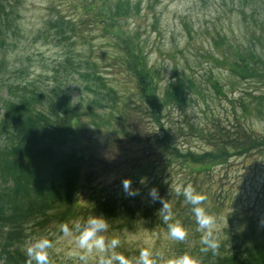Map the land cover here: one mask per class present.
<instances>
[{
    "label": "rangeland",
    "instance_id": "rangeland-1",
    "mask_svg": "<svg viewBox=\"0 0 264 264\" xmlns=\"http://www.w3.org/2000/svg\"><path fill=\"white\" fill-rule=\"evenodd\" d=\"M7 1L0 0V3L11 6L17 22L13 25V30L8 32L5 51L0 52V99L7 97L9 86H16L14 91H17V88L26 84L30 91L45 95L46 102L49 103H58L57 96L61 98L59 93L69 92L74 105L72 120L80 128L76 141L101 139L100 151L94 156L96 160H110L111 164L96 161L95 174L112 191L116 192L119 186L116 179L113 182L107 175H112V167L124 168L135 156L143 157V149L134 144V141L137 136L146 139L144 136L153 134L139 124L142 123L141 117L146 115L130 105L126 107L128 104L120 98L121 92L127 94L132 89L137 90L138 76L134 71L138 66L135 62L140 55L147 60L149 69H143L140 73L150 82L155 81L154 78L163 82L157 85L163 92L171 79L181 77L188 87L197 89L200 99L209 100L206 107V103L202 99L198 101L199 96L189 88L186 93L192 99L181 106L167 107L163 118L168 128L181 131L182 134L184 131L189 133L191 127L198 130L213 129L215 118L223 122L231 121L232 124L238 123L239 112L234 113L233 107L239 103L236 100L229 101L228 98L234 94L236 98L246 96L260 86L258 80L246 82L241 79L237 82L225 67L220 68L214 61L208 62L203 57L206 54L211 55L213 60H218L219 52L214 46L217 44L222 47L221 44L224 43L236 48L245 45L253 53L257 51L259 58L264 60V34L259 26L254 28L247 20H243L244 15L238 8L239 0H130V6L138 14L130 18L136 35L131 37L132 41L126 39L130 42L128 47L122 41L112 38L111 33L105 30L103 21L96 22L91 16L93 14L88 9L90 0ZM106 4L110 14L116 12L110 1ZM97 9L98 13L105 14L98 6ZM59 14L65 17L71 27L76 28L73 34L59 37L53 34L57 29L49 30L50 20ZM57 22L55 17L51 23ZM221 50L226 51L233 60V50ZM78 67H82L86 78L73 73ZM214 78L220 80L228 96H219L213 90L210 83ZM190 80L196 86L190 85ZM87 86L91 90H86ZM80 97L85 106L76 107ZM113 98H116V103L110 101ZM253 102L257 103L249 95L248 103ZM88 104L91 106L88 107ZM259 108L263 109L261 106ZM2 114L4 110L0 101V118ZM62 120L66 122V116ZM144 123L149 128L154 121L147 115ZM251 128L256 135H264L262 119L254 120ZM197 134L189 139L182 138L181 142H190L198 151L207 148L202 136ZM236 134L237 130L234 129L233 137ZM127 136L134 138L129 140ZM187 181L203 190L209 186L216 189L215 196L213 195L215 199L216 196L224 199L223 190L234 192L227 203L218 205L219 208L211 206L210 209L206 206L219 220L222 228L221 241L225 238L223 232L230 234L226 239L228 247L233 235L240 232L249 234L252 226L264 229V150H256L247 155H234L228 158L225 165L204 175H190L182 167L163 172L153 166L144 180L132 183L133 189L136 186L139 189V195L128 196L126 200L119 202L105 201L109 204L108 209L115 210L111 212V216L116 226L110 224L109 234L120 237L122 245L118 251L126 256H135L142 247L151 245L165 253L187 250L196 254L197 248L202 246L195 222L192 223L186 217H177L188 228L190 242L183 244L169 241L166 226L157 215L161 205L158 202L152 204L148 195L151 188H158L160 195L172 202L174 210L175 207H180L183 196L170 194L171 185L186 186ZM82 192L79 201L88 208L77 212L78 218H86L91 214L104 215L105 208L101 211L98 204L93 205L88 200L90 193L86 190ZM181 213V210L175 212L176 215ZM228 215H232V218ZM59 224H50L43 229L36 227L34 232L31 230L32 234L28 239L46 234L56 240L59 236ZM57 246L60 252L53 254L52 259L54 264H61L63 253L69 245L61 240Z\"/></svg>",
    "mask_w": 264,
    "mask_h": 264
},
{
    "label": "trees",
    "instance_id": "trees-1",
    "mask_svg": "<svg viewBox=\"0 0 264 264\" xmlns=\"http://www.w3.org/2000/svg\"><path fill=\"white\" fill-rule=\"evenodd\" d=\"M262 1L239 0V3L241 9L251 5L250 8L242 12L244 21L247 20L251 24L257 23L256 26H260V30L264 34V2ZM88 7L95 17L98 14L95 3H90ZM246 11H249V16L246 15ZM15 17L11 6L0 3V49H3L8 32L13 30V25L17 22L14 20ZM53 19L49 22L50 29H57V36L65 37L75 32L76 28L71 27L64 16L57 15L58 22L56 24L51 23ZM95 19L96 22L99 21L96 17ZM221 45L222 47L217 45L215 48L219 52L218 60H213L211 55H206L207 59L213 60L219 65L226 64L230 70L238 72L239 61L236 58L231 60L228 53L221 50L222 48L232 50V46L224 43ZM238 57L240 58L239 55ZM241 60L242 67L240 68L249 74H245L244 79L251 76L252 82L258 80L264 84V60L259 58L258 53L252 54L250 59L241 58ZM137 64L142 65L140 58H138ZM82 71V67H78L73 73H77L80 78L84 79L86 75ZM257 71L259 72L257 73ZM143 77L146 81L143 80L139 85L140 88L134 96L136 99L129 105L139 110L140 113L150 115L155 125L145 128L153 133L144 136L148 140L140 139L143 136H139L140 138L137 139L139 144L146 148L145 159H133V165L129 162L124 168L115 166L118 169L115 179L119 180L121 185L124 179L141 180L153 166H157V169L160 168L165 172L180 164L189 171L190 175L193 173L204 175L225 165L228 158L234 155H247L249 152L264 150V139L256 137L245 127L247 120L243 116L240 119L237 117L239 121L236 124L215 118L212 123L213 129L191 128L190 134H182L180 131L177 133L167 129L163 120V108H167L168 105L181 106L188 102L189 94L186 93V90L190 87L186 85L183 78L177 77L176 82H169L163 94L158 95L156 94V85L159 82H149L147 77ZM189 84L196 86L191 80ZM215 84L216 92L219 94L221 86L218 82ZM87 89L91 90L88 86ZM190 89L196 88L191 87ZM14 90L15 88L10 87V95L3 100L5 113L0 119L1 264H26L27 257L22 246L30 236L29 230L36 229V227L42 228L52 223L69 222L73 213L80 209L74 199L81 190L82 179L88 176L92 170L87 166L88 158L85 154L89 152L87 148H95L92 142L79 141L77 143L76 140H73L71 145L68 144L67 140L75 134L74 128L77 129L78 124L76 123L77 125L75 124L73 127L72 122L68 121L67 126L63 128L52 127L50 117L42 115L35 109L37 101L41 99L38 93L29 90L28 84L17 88V91ZM59 95L61 98L57 96L58 107L63 115L72 121L73 105L70 93L61 92ZM111 100L116 103V98ZM83 104V101L79 103V105ZM259 105L263 107L264 111V102H259ZM90 106L88 104V107ZM50 110L59 111L54 103L50 104ZM242 112L247 116L248 108L245 107ZM234 129L237 130L236 137L232 135ZM194 133H199L202 136L208 145L207 148H203L201 151L193 150L190 142L180 141L182 138L189 139L190 135ZM127 138L131 140L133 137L127 136ZM107 164H111V162ZM133 171L137 173L136 177L133 176ZM93 191L95 198L93 201L101 205L103 211L105 208L104 213L107 214L110 224H112L113 217H110L107 210L109 204L105 201L126 200L127 194L120 193V190H117V193L108 190L107 192L103 186L93 189ZM215 192L216 189L209 186L202 193L206 195V206L210 209H212L211 206L218 207L219 204L222 206L232 197L227 190L224 199L221 196H216L214 200ZM188 210L192 214L191 207ZM112 211L115 210L112 209ZM147 212L149 213V211ZM257 233V227L252 226L250 234L242 233L234 237L236 245L230 250L221 246L218 255H213L211 252H199L196 255L202 259L203 264H264V238H259Z\"/></svg>",
    "mask_w": 264,
    "mask_h": 264
},
{
    "label": "clouds",
    "instance_id": "clouds-1",
    "mask_svg": "<svg viewBox=\"0 0 264 264\" xmlns=\"http://www.w3.org/2000/svg\"><path fill=\"white\" fill-rule=\"evenodd\" d=\"M124 192L134 197L139 190L132 188V181H122ZM182 195L184 202L191 205V213L200 233L199 243L203 253L219 254L222 228L215 214L206 207V195L197 191L191 184L186 186L171 185L170 194ZM152 204L159 203L157 210L160 221L166 226L167 238L173 243H189V230L181 219L176 217L173 204L162 197L158 188L153 187L148 193ZM110 223L103 214L88 215L71 222L58 225L59 236L53 240L49 235L34 236L24 245L26 264H54L53 254H59V241L68 243L63 253L61 264H203L202 259L190 251L165 253L148 245L139 250L138 255L126 256L118 249L122 245L120 237L109 234Z\"/></svg>",
    "mask_w": 264,
    "mask_h": 264
}]
</instances>
